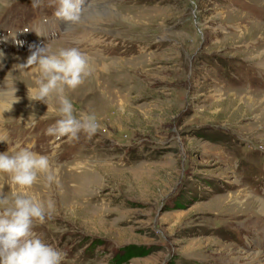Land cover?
I'll return each instance as SVG.
<instances>
[{"label": "rangeland", "instance_id": "1", "mask_svg": "<svg viewBox=\"0 0 264 264\" xmlns=\"http://www.w3.org/2000/svg\"><path fill=\"white\" fill-rule=\"evenodd\" d=\"M8 2L0 89L7 78L19 101L0 113V153L32 145L58 169L30 190L53 205L33 232L62 264H264V212L240 204L264 200V37L238 33L264 25V0H85L69 34L55 0ZM46 45L88 57L67 95L95 115L91 138L47 135L59 117L28 98L39 73L18 66ZM9 183L0 173L10 196Z\"/></svg>", "mask_w": 264, "mask_h": 264}, {"label": "clouds", "instance_id": "2", "mask_svg": "<svg viewBox=\"0 0 264 264\" xmlns=\"http://www.w3.org/2000/svg\"><path fill=\"white\" fill-rule=\"evenodd\" d=\"M55 17L64 21L68 28L77 25L87 10L85 0H55ZM0 6L9 7L8 0H0ZM33 8L41 6V0H32ZM3 54L0 53V56ZM21 68L38 71L36 87H28L30 101H40L48 105V112H54L59 119L47 128V135L59 140L79 138L84 133L88 138L99 130L94 114L81 113L79 117L69 91L76 90L84 83L88 71V57L78 48H62L53 53L49 45L36 46ZM7 90L0 89V113L11 111L19 101L17 89L6 78ZM58 104L59 107H55ZM47 115V114H46ZM46 115L41 118H46ZM31 117L28 126H34ZM8 140L7 132H0V142ZM32 145L22 147L17 144L7 152L0 153V173L10 177L11 195L4 194L0 185V264H62L65 254L36 237L35 223H44L53 208L51 202L40 201L29 191L44 177L46 186L57 182L58 169L53 170L51 157L32 151Z\"/></svg>", "mask_w": 264, "mask_h": 264}, {"label": "bare ground", "instance_id": "3", "mask_svg": "<svg viewBox=\"0 0 264 264\" xmlns=\"http://www.w3.org/2000/svg\"><path fill=\"white\" fill-rule=\"evenodd\" d=\"M13 5V4H12ZM256 8H259V7H256ZM260 10L262 11V10H264V8L263 7H260ZM260 10H258V11H260ZM260 11V12H261ZM115 13V12H114ZM85 18H84V16L81 18V20L80 21H82V20H84ZM90 20V19H89ZM88 20V21H89ZM91 21V20H90ZM133 23V22H132ZM83 24V23H82ZM61 25H62V27H64L63 28V30H66L67 31V33L69 34L72 30H73V28H75V26L77 27L78 25H81V23L79 22L77 25H74V26H71V27H69L68 28V25L64 22V21H61ZM249 25L250 26H252V33L250 34V36H253L254 38L258 35V34H261L262 36H261V38L262 37H264V32H263V28H264V25L263 24H261L260 22H248V23H246V25H241L240 24V29H242L240 32H238L239 33V35H244L243 33L246 31V29H250L251 27H249ZM73 32V31H72ZM71 32V33H72ZM242 38V37H241ZM253 38V39H254ZM242 40V39H241ZM253 42H255L254 40H253ZM52 44H54V42H52ZM66 48H69V46H65ZM254 47L256 48V50H261V52H260V55H261V61L262 62H264V46H261L260 44H259V41L257 42H255L254 43ZM256 57V56H255ZM68 185V184H67ZM67 188V187H66ZM33 190V189H32ZM32 190H28L29 191V194L31 195H35L40 201H42V202H45L43 199H46V200H48V198L47 197H44L43 195H42V193L44 192L43 190H41L40 191V193H38L37 194V192L36 191H32ZM47 190V189H46ZM67 191V190H66ZM46 194V193H45ZM46 196V195H45ZM76 199V198H75ZM66 200V199H65ZM259 200V201H258ZM258 200H254L252 197H249V199H247L245 202H242V203H240L242 206L243 205H253V206H255V207H253V208H257V206L258 207H260V209H261V211L262 212H264V200H261V199H258ZM70 201H71V199H70ZM46 204V203H45ZM251 264V263H250ZM257 264V263H256Z\"/></svg>", "mask_w": 264, "mask_h": 264}]
</instances>
